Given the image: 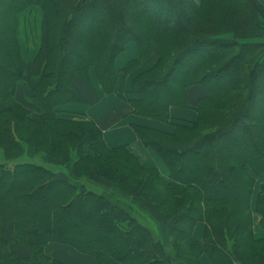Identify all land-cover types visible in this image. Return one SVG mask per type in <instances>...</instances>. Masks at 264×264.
Masks as SVG:
<instances>
[{
	"label": "trees",
	"instance_id": "16d2710c",
	"mask_svg": "<svg viewBox=\"0 0 264 264\" xmlns=\"http://www.w3.org/2000/svg\"><path fill=\"white\" fill-rule=\"evenodd\" d=\"M31 5L44 13V59L24 103L15 100L28 67L18 24ZM130 41L139 56L120 69L116 59ZM142 62L149 67L127 96L126 76ZM92 70L134 113L164 122L172 106H192L190 87L205 88L194 122H176L173 131L134 124L168 176L127 145L109 146L96 121L59 114L60 106L86 101L82 85L93 87ZM262 95L259 0H0V264H70L50 244L97 264H202V255L212 264H264V236L252 220L256 176L264 172ZM27 148L33 155L21 157ZM67 165L73 179L59 175ZM103 181L118 185L127 202ZM136 199L171 223V243ZM255 209L264 224V184Z\"/></svg>",
	"mask_w": 264,
	"mask_h": 264
},
{
	"label": "crops",
	"instance_id": "0c3cea01",
	"mask_svg": "<svg viewBox=\"0 0 264 264\" xmlns=\"http://www.w3.org/2000/svg\"><path fill=\"white\" fill-rule=\"evenodd\" d=\"M39 8L41 9V7L38 5H31L25 11H23L19 16L18 37H19V42H20V49H21V54L24 60L27 62L28 67L25 71L24 80L20 82L17 87V91L15 94V100H19L24 103L31 102V99L29 96V90L31 87L35 85V83L38 80L39 71L41 69V66L43 64V59H44V52L42 48L43 39H44V21H43L44 17H43V13L41 12L42 9L40 10ZM131 47H134L136 50L135 56H131L130 54ZM126 52H128V55L124 56L123 54ZM138 56H139V50H138L137 43L135 41H130L126 46V49L117 57L116 66L122 69L124 66H126L128 61L135 59ZM119 60H122L121 65H118ZM148 67H149V64L147 62H142L139 65H137L129 74H127L126 79H125V88L127 90L126 92L127 96H130V97L135 96L128 91L131 88L133 78L138 73L142 72ZM91 75H92V79L94 83L93 87L82 85L84 94L86 97V101L69 103V104L60 106L59 109L61 111L59 114L63 117H71V118H76V119H91V120L96 121V123L102 128L104 132V137H105L106 142L111 147L119 146V145L128 146L127 143H122V142L114 143V142H110L107 140V139H114V140L120 139V137L122 136V133L120 131H113L114 128H116V126L124 127L126 129V132L128 130L129 131L131 130L130 129V126H131L137 136L135 137V139H137L138 135L134 129V124L147 125V126H152L155 128L166 130V131H173L174 123L181 122V121L187 122V121L195 120L197 117V111L194 108V105L196 104L198 97L204 91L203 87L200 85L190 87L188 91L189 92V102L192 106L190 107L172 106L170 110L172 119L170 122H166V121L164 122L161 120L152 119V118L141 116L137 113H134L133 107L131 106V104L125 101L121 96L118 95L117 89L116 91L112 93L105 92L104 88L102 87V85L100 84V82L98 81L96 77L95 70L91 71ZM21 86L23 87L20 89ZM21 90H22L21 94H23L25 99L27 100L21 97L19 93ZM106 101L110 103H103ZM4 103L6 102L0 101V108L4 106ZM102 104H106L108 105V107L103 110H98V108ZM66 111H72L75 114L66 116L63 114ZM138 141L140 142L139 138H138ZM140 144L143 145L141 142ZM128 148L138 156L142 164L146 166H154L146 162L152 157L150 153L151 151L142 150L141 147H139L138 143L134 146V149H136L137 152L133 151L131 149V146H128ZM158 158L159 160H161L159 156ZM164 176H167V175L164 174ZM263 183H264V172L256 177V183H255L254 191L252 195L253 209L255 208L257 193L259 192ZM260 218H261V215L257 213L256 211H254L253 212V222H254L253 230L257 236H264V224L260 223ZM205 226H206L205 222H202V221L196 224L194 228L195 238H198V239L202 238ZM59 246H62V245H59ZM51 250H53V248H51ZM48 251H49V248H48ZM54 251H56V249H54ZM51 254L53 255L54 253L51 252ZM201 260L203 264H212L208 260L206 255H203Z\"/></svg>",
	"mask_w": 264,
	"mask_h": 264
},
{
	"label": "rangeland",
	"instance_id": "374dc122",
	"mask_svg": "<svg viewBox=\"0 0 264 264\" xmlns=\"http://www.w3.org/2000/svg\"><path fill=\"white\" fill-rule=\"evenodd\" d=\"M259 2H260V4H261V6L264 8V0H259ZM40 9V8H39ZM41 10V9H40ZM41 12L43 13V11L41 10ZM43 16H44V13H43ZM25 17V16H24ZM234 34H235V32L234 31H230V32H228V33H225V35H228V36H234ZM130 54H131V56H135V54H136V50H135V48L134 47H131V49H130ZM124 56H127L128 55V52H126V53H124L123 54ZM121 61L122 60H119V62H118V65H121ZM188 64H190V62L188 63ZM203 87V86H202ZM203 89H204V91H205V88L203 87ZM203 91V92H204ZM262 98L264 97L263 95L261 96ZM253 99V98H252ZM103 103H110V102H103ZM255 103V101L254 100H252V104H254ZM108 107V105H106V104H102L99 108H98V110H103V109H105V108H107ZM78 109H80V108H78ZM255 112H257V111H255ZM64 115H66V116H69V115H73V114H75L74 112H72V111H66V112H64L63 113ZM141 116H143V115H141ZM145 117H148V116H145ZM149 118H152V117H149ZM152 119H154V118H152ZM196 119H197V117H196ZM195 119V120H196ZM195 120H193V121H187L188 123H192V122H194ZM130 126V125H129ZM253 126H255V124L253 125ZM130 131L128 130L127 132H126V129L124 128V127H122V126H116V128H114V130L113 131H120L121 133H122V136L120 137V139H116V140H114V139H107L108 141H110V142H114V143H127L128 144V146H131V149L133 150V151H135V152H137L136 151V149H134V146L138 143V145H139V147H141V149L142 150H148V151H151L150 153H151V155H152V157L149 159V160H147L146 162L148 163V164H152V165H154V166H157L158 168H159V170L161 171V173L164 175H169V170H167L168 168H167V166H166V164L164 163V162H162L161 160H159V158H158V156H157V154H155L150 148H147V147H145V146H143V145H141L140 144V142L138 141V138L137 139H135V137H137L136 136V134H135V132L133 131V129H132V127L130 126ZM109 133V132H108ZM33 149H31V148H27L26 150H25V152H24V154L21 156V157H31L32 155H33ZM1 155H3V150L0 148V156ZM45 155V158L47 159V155L46 154H44ZM45 160V159H44ZM59 175L60 176H62V177H66V178H72L73 179V177H72V174H71V165L70 166H64V167H61L59 170ZM258 176V175H257ZM256 176V177H257ZM106 182V181H105ZM105 182L103 181V183L101 184L103 187H104V189L106 190V192L110 195V196H112V197H114V198H117V199H119L121 202H127L126 201V199H124L123 198V196H119V195H117L116 194V192H115V190H117V191H119V186L118 185H112V184H105ZM100 183V182H99ZM256 183V182H255ZM264 184V183H263ZM108 186V187H107ZM255 186V185H254ZM263 186V185H262ZM262 186H261V188H262ZM261 188H260V190H261ZM260 190H259V192H260ZM258 192V193H259ZM257 193V194H258ZM141 200L142 199H136V202H138V203H140V204H142L141 203ZM144 205V206H143ZM141 208L142 207H144L145 209H146V216H147V218H148V221H147V223L148 224H150L154 229H156V230H158L159 232H161V234H162V236L164 237V241H166L167 243L169 242V243H171V239H170V228H171V223H169V222H163V221H161V220H163V218H162V215L156 210V209H154L152 206H150V205H146V204H142L141 206H140ZM254 211H256L257 213H258V211L254 208L253 209V207H252V220H253V212ZM155 217H156V219H155ZM202 222H204V221H202ZM260 223H261V218H260ZM253 224H254V222H253ZM263 224V223H262ZM205 225H206V223H205ZM206 227V226H205ZM204 233H205V229H204ZM204 233H203V236H204ZM202 236V237H203ZM56 245H58V244H56ZM53 256H55L56 258H58V259H60V260H63V261H65V262H67V263H70V264H73V263H71V262H69V261H67L66 259H63L62 257H58L57 255H53ZM203 256V255H202ZM202 256H201V258H202ZM91 258H93L94 259V257H92V256H90ZM208 258V260L211 262V260H210V258L209 257H207ZM208 261V262H209ZM201 262H202V260H201ZM212 263V262H211ZM202 264H203V262H202Z\"/></svg>",
	"mask_w": 264,
	"mask_h": 264
},
{
	"label": "bare ground",
	"instance_id": "6f19581e",
	"mask_svg": "<svg viewBox=\"0 0 264 264\" xmlns=\"http://www.w3.org/2000/svg\"><path fill=\"white\" fill-rule=\"evenodd\" d=\"M22 87L23 86H21L20 89ZM21 92L22 90L19 92L21 97L25 99L24 95L21 94ZM48 248H49V252L51 251L54 254L59 255V257H62L63 259H66L67 261L73 264H97L95 259L91 258L90 255H83V253L75 250L74 248L68 245L59 246V245L50 244ZM51 248H53V250H51ZM54 249H56V251H54Z\"/></svg>",
	"mask_w": 264,
	"mask_h": 264
}]
</instances>
